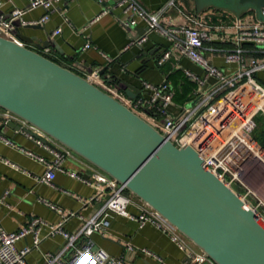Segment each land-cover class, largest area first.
<instances>
[{
	"label": "crops",
	"instance_id": "0c3cea01",
	"mask_svg": "<svg viewBox=\"0 0 264 264\" xmlns=\"http://www.w3.org/2000/svg\"><path fill=\"white\" fill-rule=\"evenodd\" d=\"M116 1L64 0L49 13L47 20L40 24L41 28H31L18 23L13 33L35 37V40L26 44L27 47L49 56L79 74L97 69L102 70V75L115 85L119 80H123L137 90L136 96L143 92V81L156 85L167 82L173 93L169 111L173 115H178L183 105L208 90L215 80L208 77L204 85H198L188 78L184 73L185 70L199 76L203 75V71L176 50H172L169 59L162 66H156V58L170 46L169 41L156 32H150L142 46H130L124 49L130 38L129 32L119 21L124 14L116 6ZM136 1L149 12L163 9L159 14V21L164 25L186 23L183 14L200 15L210 26L208 29L210 40L205 42V46L212 50L205 51L206 57L213 65L227 73H232L236 69L237 64L226 63L224 56L237 45L235 41L237 29L233 26L237 16L223 9L197 12L195 0H173L174 5L170 6L167 4L171 0ZM15 8L23 10L21 20L26 22L38 20L45 13L41 7H29L28 0H0V13L4 16H9ZM102 9L108 11L90 23V20L99 15ZM239 18L245 23L253 21L264 23V20L259 19L253 10L241 14ZM57 28L61 29L60 33L52 36V31ZM138 28H142L141 23ZM132 32L136 33L134 30ZM43 42L46 44L38 47ZM87 42L90 43V47L83 49ZM45 48L49 50L45 51ZM241 48L244 56L264 60L263 45L241 42ZM255 78L264 85V73L258 72ZM117 90L125 95L122 89ZM13 123L12 126L7 125L0 116V136L12 142L5 144L0 138V198H2L0 226L11 232L26 226L33 217L41 218L45 224L39 233L40 242L27 253L26 260L27 264H45L44 254L58 253L65 242L60 233H50V226L56 225L68 212H74L75 215L63 221V229L68 232L77 231L83 221L102 204L107 190L100 192L102 185L89 179L90 168L79 156L66 159L61 167L64 170L80 173L83 180L70 177L66 171L58 170L50 184L38 182V177L46 169L44 164L31 159L20 148L47 159L50 156L43 147L35 143L34 139H30L22 132L23 126L19 122L13 121ZM18 127L21 128L17 129ZM5 161L14 163L17 168ZM255 189L264 197L261 191ZM92 196H98L99 199L88 201L87 199ZM42 199L56 205L57 210L50 208ZM132 200L128 210L137 214L140 212L139 203L135 199ZM90 238L94 249L100 248L110 256L121 257L126 264H158L154 257L142 252L141 249L158 255L164 264H184L189 261V249L179 248L168 234L150 223L140 227L138 222L119 214H112L109 217L106 231L93 232ZM25 246H32L31 235L16 242L18 249ZM128 246L132 249H128ZM188 246L193 247L191 243H188ZM67 256V253L62 254L61 260L65 261Z\"/></svg>",
	"mask_w": 264,
	"mask_h": 264
},
{
	"label": "built area",
	"instance_id": "2783aa9c",
	"mask_svg": "<svg viewBox=\"0 0 264 264\" xmlns=\"http://www.w3.org/2000/svg\"><path fill=\"white\" fill-rule=\"evenodd\" d=\"M61 1L64 0H28L29 7H41L45 10V13L34 21L21 20L23 10L17 8L13 9L9 16L0 13V35L16 39L13 33L14 21L17 20L23 25L42 24ZM98 1L101 2V0ZM167 5H174V1H169ZM116 6L124 14L119 21L126 30L138 27L140 23L145 28L142 34L129 39L124 49L130 46H142L148 34L156 32L170 43V46L156 58V66H162L169 59L172 50H176L203 71V75L199 76L185 70L184 73L188 78L198 85H204L206 78L211 77L215 83L183 105L178 115H173L169 111L173 93L167 82L156 85L143 81L142 94L129 98L119 93L116 85L108 81L97 69H90L81 75L121 100L175 146L192 147L202 158V164L206 170L227 184L234 192L246 198L251 196L255 201L252 202L255 208L264 215V197L260 196L245 179L246 172L253 167L259 166L258 168L264 170V148L252 136L256 127L255 117L264 118V85L255 78L258 72L264 73V60L244 56L241 48V42H252L264 46V23L256 21L245 23L239 17L233 21V26L237 29L235 39L237 45L225 54L224 61L236 63L237 67L232 73H227L213 65L205 55L206 50H212L205 46V42L210 40L208 32L210 26L200 15L183 14L186 23L164 25L159 21V14L163 9L158 12H149L136 0H117ZM107 11V9H102L99 15L90 20V23ZM262 13L264 14V8ZM60 31V28L54 29L51 35L55 36ZM88 47H90L89 42L84 44L83 49ZM48 50L45 48V51ZM104 57L110 60L106 55ZM0 116L4 121L19 122L23 126L22 132L30 139H34L35 143L49 154L50 158L47 159L20 148L28 157L44 164L46 169L38 177V182L50 184L58 170L66 171L70 177L83 180L80 173L74 170H64L61 167L66 159L78 156L73 151L10 112L2 110ZM0 138L5 144H12L9 139L1 136ZM5 162L17 168L14 163ZM87 166L90 168L89 179L101 184L100 192L107 190L106 196L99 208L83 221L77 231L68 232L63 229V221L75 215L74 212H68L56 225L50 226V233H60L65 242L58 253L44 254L45 264H126L121 257L110 256L100 248L94 249L90 238L93 232L106 231L109 226V217L112 214L132 219L138 222L140 227L145 223H150L168 234L179 248L187 247L190 251L189 261L184 264H215L202 251L196 250V246L162 215L140 199H138L140 212L137 214L130 212L128 205L133 200L130 193H125V187L89 162ZM98 199V196H92L87 200ZM42 201L50 208L57 210L56 205L44 199ZM0 203H2V198H0ZM44 224L41 218L33 217L26 226L15 231L8 232L0 226V264H27L26 255L32 247L39 244V233ZM27 235L32 236V246L18 249L16 242ZM188 243H191L193 247H189ZM128 249L132 247L128 246ZM141 251L154 257L158 264H164L158 255L146 249H141ZM65 253L68 256L63 261L61 256Z\"/></svg>",
	"mask_w": 264,
	"mask_h": 264
},
{
	"label": "water",
	"instance_id": "95a60500",
	"mask_svg": "<svg viewBox=\"0 0 264 264\" xmlns=\"http://www.w3.org/2000/svg\"><path fill=\"white\" fill-rule=\"evenodd\" d=\"M214 3L230 11L250 7L264 20V0H195L196 10ZM127 31L132 39L145 28ZM15 37L0 35V109L114 178L215 264H264V215L248 198L206 170L192 147L175 146L121 100L27 47L35 37ZM116 87L129 98L137 94L123 80Z\"/></svg>",
	"mask_w": 264,
	"mask_h": 264
},
{
	"label": "rangeland",
	"instance_id": "374dc122",
	"mask_svg": "<svg viewBox=\"0 0 264 264\" xmlns=\"http://www.w3.org/2000/svg\"><path fill=\"white\" fill-rule=\"evenodd\" d=\"M218 4L214 3V4H208L207 6H199V12L205 11L207 9H218ZM228 9V8H226ZM223 9V10H226ZM252 10L250 7H244V8H240L237 11H233V10H226L229 11L230 13H232L233 15H236L237 13L243 14L246 13L248 11ZM260 13V12H259ZM258 13V15H259ZM126 98H124L125 100ZM127 101V99H126ZM259 167V166H258ZM258 167H253L250 170H248L245 174V179L247 180V182L255 189L257 188L258 191L262 192V195L264 196V170ZM256 190V189H255ZM132 195V194H131ZM251 202H255L254 199L251 196L247 197ZM132 199H135L138 201V198L135 197L134 195H132ZM196 250H198V248L195 247Z\"/></svg>",
	"mask_w": 264,
	"mask_h": 264
},
{
	"label": "trees",
	"instance_id": "16d2710c",
	"mask_svg": "<svg viewBox=\"0 0 264 264\" xmlns=\"http://www.w3.org/2000/svg\"><path fill=\"white\" fill-rule=\"evenodd\" d=\"M49 57V56H48ZM50 58V57H49ZM52 59V58H51ZM54 60V59H52ZM55 61V60H54ZM56 62V61H55ZM256 127L252 133L254 140L264 148V118L261 116L255 117ZM125 193L129 194V192L125 189Z\"/></svg>",
	"mask_w": 264,
	"mask_h": 264
},
{
	"label": "bare ground",
	"instance_id": "6f19581e",
	"mask_svg": "<svg viewBox=\"0 0 264 264\" xmlns=\"http://www.w3.org/2000/svg\"><path fill=\"white\" fill-rule=\"evenodd\" d=\"M227 185V184H226ZM228 186V185H227ZM229 187V186H228Z\"/></svg>",
	"mask_w": 264,
	"mask_h": 264
}]
</instances>
